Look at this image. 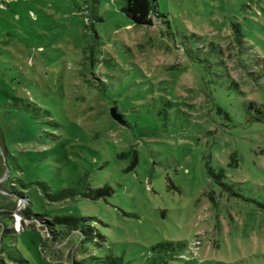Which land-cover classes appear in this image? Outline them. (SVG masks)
<instances>
[{"label": "rangeland", "instance_id": "374dc122", "mask_svg": "<svg viewBox=\"0 0 264 264\" xmlns=\"http://www.w3.org/2000/svg\"><path fill=\"white\" fill-rule=\"evenodd\" d=\"M156 1L0 0V264H264V0Z\"/></svg>", "mask_w": 264, "mask_h": 264}, {"label": "trees", "instance_id": "16d2710c", "mask_svg": "<svg viewBox=\"0 0 264 264\" xmlns=\"http://www.w3.org/2000/svg\"><path fill=\"white\" fill-rule=\"evenodd\" d=\"M157 1L156 0H125L124 6L121 8V13H123L129 22L135 25H151L153 22V16L155 14H162L157 11ZM253 103L250 104L249 110H253L256 114L262 117L261 111L255 108ZM262 118H260L261 120ZM73 226H77L74 223ZM159 247V246H158Z\"/></svg>", "mask_w": 264, "mask_h": 264}, {"label": "water", "instance_id": "95a60500", "mask_svg": "<svg viewBox=\"0 0 264 264\" xmlns=\"http://www.w3.org/2000/svg\"><path fill=\"white\" fill-rule=\"evenodd\" d=\"M111 115H112L117 121H119V118L117 117V115H116L113 111H111Z\"/></svg>", "mask_w": 264, "mask_h": 264}]
</instances>
